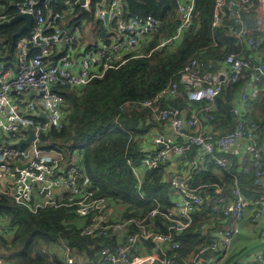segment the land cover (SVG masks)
I'll return each mask as SVG.
<instances>
[{
    "label": "built area",
    "instance_id": "1",
    "mask_svg": "<svg viewBox=\"0 0 264 264\" xmlns=\"http://www.w3.org/2000/svg\"><path fill=\"white\" fill-rule=\"evenodd\" d=\"M91 4L92 0H85L84 4L79 0L84 11H90ZM196 4L197 0H179L176 11L180 25L175 35L161 40L150 51L148 47L158 34L161 22L152 16L124 19L123 0H112L97 7L96 20L104 22L109 16V31L112 28L114 34L108 39L86 44L81 42L82 35H69L62 30L60 14L46 16L48 0H23L16 5L19 14L34 16L35 28L31 40L21 39L18 44L21 58L12 78L7 75L8 64L1 60L0 51V69L4 71L0 73V193L9 194L16 205L31 214L49 208L72 209L82 219L81 236L96 241L115 239L123 243L115 250L105 248L97 251L94 259L79 264H173L168 254L181 248L176 237L195 224L196 213L210 197L207 186L192 189L193 176L187 177L193 165V175L205 170L211 160L217 167L229 170L233 164L232 155H238L237 149H244L250 154V162L241 167V173L253 172L255 185L264 184L261 171L264 133L258 125L245 121L246 103L255 97L254 93L264 83V68L258 66L252 75L246 77V72L251 70V61L234 55L229 56L222 68L214 73L211 65L192 59L181 72L179 81L171 83L155 99L141 104V107L151 110L156 123H163L164 128L152 130L151 133L156 134L146 137L143 157L138 161H128V168L135 178L140 197L144 199L146 195L142 188L147 171L168 164L166 182L172 185L173 190L172 208L168 211L158 206L144 216L120 220L118 211L108 199L97 195L91 186L81 183L85 177L79 168L82 149L48 151L40 148L42 133L52 128H64V100L54 90L57 84L83 89L93 80L102 78L107 70L118 69L129 59L148 58L154 50L180 41L183 33L194 23ZM243 11L249 13V17L243 18L240 13ZM226 12H232L242 26L240 37L255 31L264 34V0H256V3L251 0H216L213 26L221 24ZM26 42H32V49L38 54L30 56ZM247 44L257 47L253 40ZM241 80L245 83L232 108L238 117L237 126L231 132L220 134L215 130L214 118L209 113L224 85ZM181 87L185 88L192 104L209 103L205 109L206 116L198 114L194 105L189 109L162 107L163 100L177 97ZM32 91L34 94L27 100L26 96ZM29 130L34 132L35 140L19 147L22 140L29 138ZM193 151L196 153L194 160L191 159ZM177 179L183 180L178 183ZM233 196V201L225 200V205L213 207L201 221L205 237H209L214 222L221 217H224V224L230 221V226L216 231V241H211L210 236L209 243L194 252L187 264H223L249 209L253 211L251 220L261 227L260 236L264 240V194L256 201H249L235 182ZM159 219L168 222L166 232L161 230L165 222L160 223ZM6 222L0 223V235L11 231ZM58 250L61 262L56 264H76L71 248L65 242L60 243ZM0 264H6L2 257Z\"/></svg>",
    "mask_w": 264,
    "mask_h": 264
},
{
    "label": "trees",
    "instance_id": "2",
    "mask_svg": "<svg viewBox=\"0 0 264 264\" xmlns=\"http://www.w3.org/2000/svg\"><path fill=\"white\" fill-rule=\"evenodd\" d=\"M256 3V0H251ZM23 0H0V23L19 15L16 9ZM112 0H92V10H83L79 0H48L45 14H60L62 30L66 26L63 21L77 18L82 27L81 42L86 44L92 40L108 39L114 34L104 22L96 20V10L102 3ZM179 0H123L124 19L132 17L144 18L152 16L161 22L156 37L151 41L148 51L154 49L161 40L175 35L180 19L177 14ZM216 0H197V16L192 27L183 33L180 41L163 49L152 52L148 58L129 59L118 69H109L100 79H95L83 89L69 85L57 84L54 90L63 97L64 128L49 129L42 133L39 145L43 150H59L64 148L82 149L79 168L85 175L81 183L91 186L100 197L108 199L119 213V219H128L146 215L150 210L160 207L161 210L172 208V185L166 182L168 164L150 169L142 192V199L136 188L135 178L128 168V161L140 160L146 137L152 130L163 129V123H156L151 110L141 107L142 102L155 99L171 83L179 81L180 74L192 59H198L207 66L211 65L214 73L221 69L226 59L234 55L251 61L249 77L255 72V56L264 68V34L252 32L240 37L242 26L236 21L232 12H226L219 26H213ZM73 4L72 12L70 6ZM243 18L247 13L240 12ZM23 22L0 28V51L14 52L21 39H32L33 33H26L21 39H14ZM249 40L256 42L257 47L247 44ZM80 48L79 44H76ZM31 50L30 56L36 55ZM3 57V53H2ZM245 80L224 85L223 92L216 99L214 108L209 114L214 118L213 126L220 134L235 129L238 117L233 112V102L244 86ZM261 94L250 98L245 106V121L255 124L264 133V83L259 86ZM190 105L198 110V114L206 116L205 109L209 103L192 104L189 102L184 87L179 88L174 99L163 100L162 107L169 106L189 109ZM36 122L39 119L34 118ZM264 141L261 140L263 145ZM196 153H191V159ZM249 161L245 162V165ZM239 162L235 159L229 170L217 167L211 160L206 169L196 172L191 180L192 189L207 186L210 197L201 210L196 213V222L192 227L176 237L181 244L177 251L168 254L173 264H187L194 252L209 237L202 233V219L215 206H223L234 199L233 189L238 183L249 201H256L264 194V184L255 185L253 172L242 174ZM261 171L264 174V161ZM220 190V192H217ZM223 199L224 203H220ZM227 202H226V201ZM7 220L11 228L5 235H0V257L6 264H56L60 261V243L63 241L71 248V255L76 264L90 261L96 252L110 248L115 250L119 245L115 239L93 240L80 235L82 219L72 209L62 207L49 208L31 214L16 205L9 194L0 193V223ZM224 217L214 222V229L230 226V221L223 223ZM161 228L166 232L168 222ZM214 231V230H213ZM93 246V248H92ZM238 255L231 251L223 264H232Z\"/></svg>",
    "mask_w": 264,
    "mask_h": 264
},
{
    "label": "crops",
    "instance_id": "3",
    "mask_svg": "<svg viewBox=\"0 0 264 264\" xmlns=\"http://www.w3.org/2000/svg\"><path fill=\"white\" fill-rule=\"evenodd\" d=\"M249 15V13H248ZM24 24V23H23ZM1 43V42H0ZM259 55L257 52L254 60L256 67L261 66L259 62L256 61ZM3 62H7V75L10 78L15 76L16 67H13L8 59L4 56L1 59ZM4 71L0 69V73ZM261 90H257L254 96L257 97L261 94ZM168 137L172 139L171 134L168 133ZM238 155H232V161L234 163L235 159L239 162L240 167H242L246 161L250 162V154L244 149H237ZM243 159V160H240ZM253 211L248 210L247 215L243 223L240 225V231L235 236L231 248V255H238L233 263L235 264H264V240L260 236V229L258 225H255L252 218ZM226 225V224H225ZM215 227V226H214ZM211 228V241L217 240L216 228ZM214 230V231H213ZM232 263V264H233Z\"/></svg>",
    "mask_w": 264,
    "mask_h": 264
},
{
    "label": "water",
    "instance_id": "4",
    "mask_svg": "<svg viewBox=\"0 0 264 264\" xmlns=\"http://www.w3.org/2000/svg\"><path fill=\"white\" fill-rule=\"evenodd\" d=\"M81 4L85 3V0H80ZM92 10V4L90 5V11ZM16 22H23L24 24L21 26L20 30L18 31V33H16L13 38L14 39H21L26 33H31L34 31L35 28V18L34 16L30 15V14H19L18 16L14 17L11 20H7L4 22L0 23V28L3 27H7L10 25L15 24ZM104 23L107 27V29L109 30V16L105 17ZM64 34L61 35V38L63 37ZM37 42H39V39H37ZM26 47L28 49V53L30 54L32 48H33V43L32 42H26ZM13 94H16V92H14ZM34 94V92L32 91L29 95L26 96V99L29 100L31 98V96ZM43 118H47L45 114L41 115ZM29 138L27 140H22L18 146L19 147H23L26 145L31 144L34 140H35V135L34 132L32 130H29ZM21 167H24L26 165H20ZM195 166L193 165L192 168L190 169V174L188 175L187 178H190L193 176L194 173V169ZM183 179H177V182L180 183ZM236 263V261H235ZM233 263V264H235Z\"/></svg>",
    "mask_w": 264,
    "mask_h": 264
},
{
    "label": "rangeland",
    "instance_id": "5",
    "mask_svg": "<svg viewBox=\"0 0 264 264\" xmlns=\"http://www.w3.org/2000/svg\"><path fill=\"white\" fill-rule=\"evenodd\" d=\"M73 4H71L70 6V12H72L73 9ZM63 25L66 26L65 27V31L67 34L71 35V34H77V35H82V27L83 26H79V22L77 20V18H70L69 20H65L63 21ZM111 37V36H110ZM103 39H99V40H92L89 41L87 43H91L93 41L97 42ZM3 56L8 59L11 63V65L13 67H17L21 58V49L20 48H15L14 52H10L8 50H2ZM11 99L13 100V103L15 104V99H13L11 97ZM23 110V108H21ZM151 137H153L156 133H149Z\"/></svg>",
    "mask_w": 264,
    "mask_h": 264
},
{
    "label": "bare ground",
    "instance_id": "6",
    "mask_svg": "<svg viewBox=\"0 0 264 264\" xmlns=\"http://www.w3.org/2000/svg\"><path fill=\"white\" fill-rule=\"evenodd\" d=\"M105 24V23H104ZM106 26V25H105ZM107 28V27H106Z\"/></svg>",
    "mask_w": 264,
    "mask_h": 264
},
{
    "label": "clouds",
    "instance_id": "7",
    "mask_svg": "<svg viewBox=\"0 0 264 264\" xmlns=\"http://www.w3.org/2000/svg\"><path fill=\"white\" fill-rule=\"evenodd\" d=\"M33 33V32H32Z\"/></svg>",
    "mask_w": 264,
    "mask_h": 264
}]
</instances>
